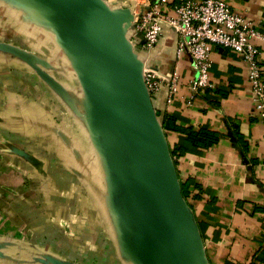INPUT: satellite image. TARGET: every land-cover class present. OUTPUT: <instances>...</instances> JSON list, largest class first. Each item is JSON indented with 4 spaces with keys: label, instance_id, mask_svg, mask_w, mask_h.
<instances>
[{
    "label": "crops",
    "instance_id": "0c3cea01",
    "mask_svg": "<svg viewBox=\"0 0 264 264\" xmlns=\"http://www.w3.org/2000/svg\"><path fill=\"white\" fill-rule=\"evenodd\" d=\"M226 2L264 32V0ZM177 3L162 13L174 16ZM0 43L28 52L60 87L0 49V264H137L118 229L93 109L71 54L32 0H0ZM142 44L135 43L138 58L162 81L153 96L161 125L168 115L179 128L219 136L198 148L162 126L170 150L187 147L176 169L192 185L187 202L206 264H264V124L248 65L214 46L213 88L190 100L196 72L188 53L177 55L175 29L165 24L151 51ZM174 74L177 92L168 104Z\"/></svg>",
    "mask_w": 264,
    "mask_h": 264
},
{
    "label": "water",
    "instance_id": "95a60500",
    "mask_svg": "<svg viewBox=\"0 0 264 264\" xmlns=\"http://www.w3.org/2000/svg\"><path fill=\"white\" fill-rule=\"evenodd\" d=\"M32 1L71 54L92 106L118 229L130 254L137 264H206L196 221L144 80L145 64L130 40L131 10L113 8L105 0ZM0 49L60 88L25 50L1 43ZM117 182L128 198L122 212Z\"/></svg>",
    "mask_w": 264,
    "mask_h": 264
},
{
    "label": "built area",
    "instance_id": "2783aa9c",
    "mask_svg": "<svg viewBox=\"0 0 264 264\" xmlns=\"http://www.w3.org/2000/svg\"><path fill=\"white\" fill-rule=\"evenodd\" d=\"M113 8L131 10L134 29L130 40L143 41L142 49L156 48L163 34L164 25L175 29L178 35L177 55L188 53L193 61L196 76L190 83L193 100L199 92L209 90L212 48L219 46L230 49L248 65L255 110L264 124V62L260 44H264V32L244 15L235 12L226 0H178L175 15H164L161 8L171 0H128V6L120 0H105ZM113 5H112V3ZM144 80L153 98L161 89L162 81L156 71L145 66ZM178 77L172 76L168 104L177 92ZM190 103V102H189Z\"/></svg>",
    "mask_w": 264,
    "mask_h": 264
},
{
    "label": "trees",
    "instance_id": "16d2710c",
    "mask_svg": "<svg viewBox=\"0 0 264 264\" xmlns=\"http://www.w3.org/2000/svg\"><path fill=\"white\" fill-rule=\"evenodd\" d=\"M156 113L158 117L161 116V113L159 111L156 110ZM174 123L175 118H173L172 116L165 115L164 120L162 122V126L165 130H174L176 132H180L186 135L188 143L193 147L207 148L216 144L219 141L218 134L207 128H200L196 130L191 126L188 128H179ZM186 150L187 147L183 146H178L170 150L175 165H177L178 159L184 155ZM191 186L192 185L189 180L181 181L182 193L186 200H188L190 196L193 195V192L190 190Z\"/></svg>",
    "mask_w": 264,
    "mask_h": 264
},
{
    "label": "flooded vegetation",
    "instance_id": "af4514ba",
    "mask_svg": "<svg viewBox=\"0 0 264 264\" xmlns=\"http://www.w3.org/2000/svg\"><path fill=\"white\" fill-rule=\"evenodd\" d=\"M121 183L122 182H117V185H116L117 187H115V190L118 192V196H117L118 209L122 212L123 210L122 206L125 205V202L128 201V198H127L126 192L124 191V186ZM126 210L129 212L130 210L129 205H126Z\"/></svg>",
    "mask_w": 264,
    "mask_h": 264
},
{
    "label": "rangeland",
    "instance_id": "374dc122",
    "mask_svg": "<svg viewBox=\"0 0 264 264\" xmlns=\"http://www.w3.org/2000/svg\"><path fill=\"white\" fill-rule=\"evenodd\" d=\"M109 1V0H108ZM121 1V4H124L125 6H128V0H120ZM110 2V1H109Z\"/></svg>",
    "mask_w": 264,
    "mask_h": 264
},
{
    "label": "bare ground",
    "instance_id": "6f19581e",
    "mask_svg": "<svg viewBox=\"0 0 264 264\" xmlns=\"http://www.w3.org/2000/svg\"><path fill=\"white\" fill-rule=\"evenodd\" d=\"M112 3V2H111ZM112 5H113V3H112Z\"/></svg>",
    "mask_w": 264,
    "mask_h": 264
}]
</instances>
